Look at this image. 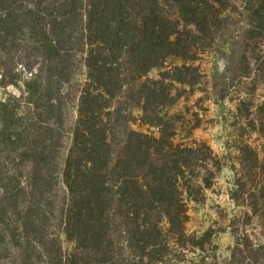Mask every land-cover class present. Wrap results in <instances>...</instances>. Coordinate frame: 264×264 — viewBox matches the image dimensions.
I'll return each mask as SVG.
<instances>
[{
	"label": "trees",
	"instance_id": "obj_1",
	"mask_svg": "<svg viewBox=\"0 0 264 264\" xmlns=\"http://www.w3.org/2000/svg\"><path fill=\"white\" fill-rule=\"evenodd\" d=\"M263 44L264 0H0V264H196L191 205L223 164L166 108L202 54L264 70ZM248 112L264 134V100ZM247 149L264 219V149ZM240 237L221 264L260 263Z\"/></svg>",
	"mask_w": 264,
	"mask_h": 264
},
{
	"label": "rangeland",
	"instance_id": "obj_2",
	"mask_svg": "<svg viewBox=\"0 0 264 264\" xmlns=\"http://www.w3.org/2000/svg\"><path fill=\"white\" fill-rule=\"evenodd\" d=\"M231 1L237 5L242 3V0ZM197 64L202 76L195 92L185 94L166 108L169 117H179L176 120L182 122L178 124L177 139L208 143L223 164L212 186L200 196L199 202L191 205L189 231L198 236L209 233L206 249L195 253V261L196 264H221L220 260L228 259L238 233L245 248L253 245L256 252L251 256L259 257L261 263L264 259V249L259 246L264 232L262 210L252 201V174L246 169L240 172L238 162L250 159L248 143L264 149V134L247 118L248 108L254 109L264 100L263 65L228 48H220L216 55L202 54ZM7 90L12 88L0 85V97ZM257 117L261 118L262 113L258 112ZM238 179L240 184L247 185L246 196L233 200L231 191ZM238 258L242 259L241 255Z\"/></svg>",
	"mask_w": 264,
	"mask_h": 264
}]
</instances>
